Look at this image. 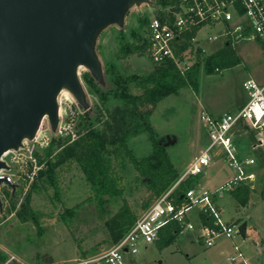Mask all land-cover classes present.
<instances>
[{
  "label": "rangeland",
  "instance_id": "obj_1",
  "mask_svg": "<svg viewBox=\"0 0 264 264\" xmlns=\"http://www.w3.org/2000/svg\"><path fill=\"white\" fill-rule=\"evenodd\" d=\"M158 10L149 0L147 3L133 4L127 7L121 24H110L97 34L94 52L100 62L101 78L93 77L86 66H79L77 74L84 91L83 104L67 87H63L57 95L58 125L52 129L48 118L43 117L40 129L43 133L62 145L67 135L72 139L77 137L79 115L88 113L92 119L94 115H104L106 109L123 104V97L110 90L113 86L110 87L109 80L115 74L128 78L152 70L154 64L146 52L147 24L144 18H150ZM209 31L219 33L220 28L214 27ZM137 33L142 39L138 43L142 45L143 52L128 53L126 44L137 43ZM121 35L124 42H121ZM224 42L223 37L213 42L203 41L201 46L205 52L201 48L195 50V45H192V61L199 65L196 86L185 85L177 93L160 100L153 108L150 124L155 130L156 139L164 144L179 174L200 148L201 143L196 137L203 131L199 119L201 110L205 108L216 115L243 102L248 94L242 82L248 77L264 84V49L254 41L239 42L232 46L240 58L239 63L223 68L220 72L205 73V58L221 48ZM125 91L132 95L140 92L133 82L127 85ZM101 94L104 104L99 99ZM128 147L138 157L148 155L151 152L148 134L142 133L131 138ZM244 153L256 159V164L247 169L255 178L254 188H248L250 206L242 208L240 204L237 205L230 195L235 194L236 190L219 197L218 205L226 221H236L242 231L251 226L254 231L264 235V177L260 175L262 173L264 176V161L259 159L256 151H249L248 145H245ZM113 164L122 176L124 193L120 197H106L105 211L100 215L93 212L92 200L78 209L72 219L61 218L66 209L75 207L88 197L92 198L89 185L75 163L58 166L52 179L38 175L18 198L17 195L11 196L8 188H2L0 195L7 201L0 213V251L7 255L6 263L37 264L40 256L47 253L52 255L55 264H72L98 257L109 250L115 244L110 237V218L124 203L139 218L155 199L143 185L135 182L137 173L128 159L118 158ZM227 177L228 170L219 156L200 175L198 186L212 189ZM26 197H29L31 208L37 211L36 221L22 222L16 215L20 203ZM12 198L18 199L14 207ZM195 212V209L192 210L191 215H195ZM198 234V230L185 229L171 241L166 242L162 238L152 243L139 242L138 252L133 256L126 255V260L129 264H229L226 259L232 252L229 239L222 237L216 245L205 247L198 240ZM235 241L239 244V237ZM249 245H253L251 239L242 244V249L246 247V254Z\"/></svg>",
  "mask_w": 264,
  "mask_h": 264
},
{
  "label": "built area",
  "instance_id": "obj_2",
  "mask_svg": "<svg viewBox=\"0 0 264 264\" xmlns=\"http://www.w3.org/2000/svg\"><path fill=\"white\" fill-rule=\"evenodd\" d=\"M219 27V33L209 29ZM146 52L151 62L162 65L171 61L180 74L194 64L191 47L202 48L205 40L224 38L231 46L239 42H257L264 49V0H171L165 8L148 18L146 29ZM192 34L187 38V34ZM202 34V35H201ZM183 43L186 47L181 49ZM248 94L246 102L236 110L213 115L201 110L199 119L206 142L193 156L186 169L179 174L171 186L150 205L133 226L106 252L92 259H82L72 264H129L127 256L138 252L139 242L152 243L159 239L161 231L175 222L182 232L198 230V240L205 247L216 245L218 239L230 240L232 252L226 257L229 264H251L242 249L248 236L236 221H226L217 199L240 186L253 189L254 174L247 169L256 164L252 156L241 157L235 140L237 128L244 129L250 137L251 150L264 147V84L248 77L242 82ZM42 122V121H41ZM41 123L33 138H23L15 148L0 155L4 166L0 168V191L8 188L10 195L17 189L26 192L31 182L44 168V149L51 141L41 130ZM217 150L229 177L220 185L210 189L198 184L180 191V184L189 176L201 175L215 162ZM14 185V186H11ZM7 199L0 195V213ZM196 210V220L191 218ZM239 237L238 244L235 239ZM55 264V263H53Z\"/></svg>",
  "mask_w": 264,
  "mask_h": 264
},
{
  "label": "trees",
  "instance_id": "obj_3",
  "mask_svg": "<svg viewBox=\"0 0 264 264\" xmlns=\"http://www.w3.org/2000/svg\"><path fill=\"white\" fill-rule=\"evenodd\" d=\"M149 1L159 10L171 3V0ZM144 19L147 24L148 18L145 17ZM191 36L190 33L186 35L187 38ZM135 37L137 43H124L128 53L143 52L142 45L138 43L142 41L141 37L138 33L135 34ZM123 40L124 37L121 35V42ZM185 47L186 43H183L181 49ZM239 62L240 58L235 54L230 43H226L205 58L203 69L205 73L210 74L220 72L221 69ZM198 75V63H194L184 74H180L171 61H167L162 65L154 64L149 73L142 75L135 74L123 78L115 74L114 78L109 80L110 87L113 86L110 90L123 97V104L106 109L104 115H92V119H90L88 113L79 115L76 138L72 139L70 135H67L62 145L56 143L55 139L49 142L44 149L43 158L38 155L39 162L45 161V166L39 172V176L52 179L58 166L75 163L92 192V198L88 197L86 201L71 209H66L61 215L63 220L75 217L77 210L84 207L86 202H92V200H94L93 212L100 215L105 211L106 197L115 198L123 195L122 176L116 171L113 164L118 158L128 159L137 173L135 182L143 185L155 199L171 186L179 176V172L170 160L164 144L156 139L155 130L150 124V117L154 106L160 100L177 93L187 84L196 86ZM130 82H133L134 87L140 90L139 94L126 93L125 89ZM99 99L101 103H105L102 94ZM142 133L148 134L151 141V152L148 155L138 157L128 147V141ZM199 177L200 175L187 177L180 184L179 190L184 191L194 186ZM21 192V188L16 190V198L20 197ZM248 196V187H241L238 194H236L238 203L244 206ZM11 201L14 207L18 199L12 198ZM29 204V197H26L16 211L17 217L22 222L37 220V211L32 209ZM137 219L138 217L124 203L109 220L111 242L116 243ZM180 231V227L172 222L161 231L158 240L164 238L166 242L171 241ZM7 259V255L0 251V264H8L6 263ZM54 262L52 255L44 253L40 256L37 264H53Z\"/></svg>",
  "mask_w": 264,
  "mask_h": 264
},
{
  "label": "water",
  "instance_id": "obj_4",
  "mask_svg": "<svg viewBox=\"0 0 264 264\" xmlns=\"http://www.w3.org/2000/svg\"><path fill=\"white\" fill-rule=\"evenodd\" d=\"M147 2L0 0V155L33 138L45 116L57 127L63 87L83 104L77 68L84 65L101 78L97 34L121 24L127 7Z\"/></svg>",
  "mask_w": 264,
  "mask_h": 264
},
{
  "label": "crops",
  "instance_id": "obj_5",
  "mask_svg": "<svg viewBox=\"0 0 264 264\" xmlns=\"http://www.w3.org/2000/svg\"><path fill=\"white\" fill-rule=\"evenodd\" d=\"M246 99L243 102L238 103L233 108L227 109L226 111H233V110L238 109L239 107H241L246 102ZM202 110H206V109L203 108ZM222 113H224V112H222ZM222 113H216V115L222 114ZM197 139L201 143L200 144V147L205 144V142H206V135L204 134L203 131H202V133H201V135L199 137H196V140ZM235 140H236V143H237L238 149H239L238 154L241 157L249 156V155H246V153H244L245 145L246 146L248 145L249 151H256L258 153V155H259V159H261L262 161H264V147H260L257 150H251L250 149V146H249L250 137H249V135L247 134V132L244 129L237 128V130L235 132ZM249 154H250V152H249ZM219 156L221 157V160H222V152L220 150H217V156H216V158H218ZM229 175H230V173L228 171V177H229ZM260 175H261V177H264V176H262V173H260ZM258 182H259V179H258ZM196 184H198V182ZM241 187H247V186H245V185L240 186V187H238L236 189V192H234L235 194H233V193L230 194V195L233 196V200L237 203L238 206H239V203H238V200L236 198V194H238V192H239V190H240ZM248 198H249V196H248ZM217 204H218V199H217ZM249 206H250L249 199H247V202H246V204L244 206L240 204V207H242V208H246V207H249ZM253 206H255V205H253ZM191 218L192 219L195 218V220H196V212H195V215H191ZM244 234L247 235L248 236V239H251L252 242H253V245L252 246L249 245L247 247V256H248L251 264H264V235H261L260 233H257L256 231H254L251 226H247V229L245 230Z\"/></svg>",
  "mask_w": 264,
  "mask_h": 264
},
{
  "label": "bare ground",
  "instance_id": "obj_6",
  "mask_svg": "<svg viewBox=\"0 0 264 264\" xmlns=\"http://www.w3.org/2000/svg\"><path fill=\"white\" fill-rule=\"evenodd\" d=\"M43 119V118H42Z\"/></svg>",
  "mask_w": 264,
  "mask_h": 264
}]
</instances>
